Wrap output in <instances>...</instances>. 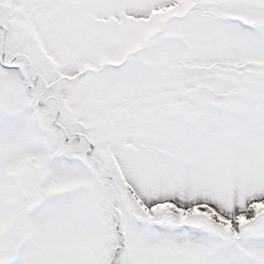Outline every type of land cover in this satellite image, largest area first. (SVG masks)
Here are the masks:
<instances>
[{
	"label": "snow or ice",
	"instance_id": "snow-or-ice-1",
	"mask_svg": "<svg viewBox=\"0 0 264 264\" xmlns=\"http://www.w3.org/2000/svg\"><path fill=\"white\" fill-rule=\"evenodd\" d=\"M0 264H264V0H0Z\"/></svg>",
	"mask_w": 264,
	"mask_h": 264
}]
</instances>
